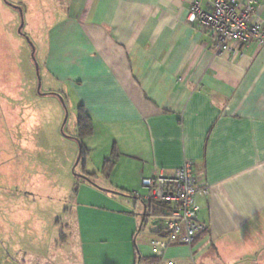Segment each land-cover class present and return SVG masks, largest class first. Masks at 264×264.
<instances>
[{"label":"crops","instance_id":"obj_1","mask_svg":"<svg viewBox=\"0 0 264 264\" xmlns=\"http://www.w3.org/2000/svg\"><path fill=\"white\" fill-rule=\"evenodd\" d=\"M192 1L58 4L45 71L84 106L93 133L82 140L87 162L72 178L71 201L63 199L59 210L56 202L48 210L28 201L10 205L11 233L33 248L28 264H138L155 257L166 213L143 201L142 180L156 169L173 174L186 161L211 188L199 199L198 219L208 230L192 247L169 246L164 257L234 264L237 248L264 255V44L240 43L237 52L216 56L211 32L189 22ZM257 2L264 23V0ZM5 143L0 138V190L29 191L33 177L19 184L3 168L15 158L12 149L1 154ZM95 148L103 161L90 170ZM113 153L115 166L105 175ZM1 217L0 230L8 232Z\"/></svg>","mask_w":264,"mask_h":264},{"label":"rangeland","instance_id":"obj_2","mask_svg":"<svg viewBox=\"0 0 264 264\" xmlns=\"http://www.w3.org/2000/svg\"><path fill=\"white\" fill-rule=\"evenodd\" d=\"M60 2L0 0V138L6 141L1 154L12 149L15 156L3 168H9L19 184L27 178L34 181L29 191L0 190V217L5 216L8 228L0 230L1 264H28L33 252L25 239L10 231L11 203L28 201L48 210V204L56 202L59 210L63 199L74 196L72 178L81 175L87 162L77 164L83 142L77 139L76 99L45 71L48 29L57 22ZM90 151L88 169L98 170L103 160L97 156L102 153L98 148ZM3 179L10 183L12 178ZM29 192L39 197L33 199ZM237 249L234 264H264L263 254Z\"/></svg>","mask_w":264,"mask_h":264},{"label":"built area","instance_id":"obj_3","mask_svg":"<svg viewBox=\"0 0 264 264\" xmlns=\"http://www.w3.org/2000/svg\"><path fill=\"white\" fill-rule=\"evenodd\" d=\"M257 0H193L189 22L209 31L213 37V51L221 56L228 50L237 52L236 44L256 41L264 44V23L257 19ZM147 190L143 201L160 203L166 213L165 233L153 242L156 259L139 264H179L164 257V250L174 244L192 247L196 238L208 230L198 219L200 198L211 193L208 184H201L191 161H186L173 174L156 169L142 180Z\"/></svg>","mask_w":264,"mask_h":264},{"label":"trees","instance_id":"obj_4","mask_svg":"<svg viewBox=\"0 0 264 264\" xmlns=\"http://www.w3.org/2000/svg\"><path fill=\"white\" fill-rule=\"evenodd\" d=\"M77 128H78V137L77 139L82 142V140L85 137H88L90 135H92L93 133V120L90 117V115L88 114V112L86 111V109L84 108L83 105H78L77 108ZM81 158L80 161L83 159L86 161V148L84 147V145L81 146ZM79 161V162H80ZM116 163V153H113L112 156L105 160L103 167H102V173L105 175H108L111 170L114 168ZM86 176H88L89 174L86 173ZM90 176V175H89ZM157 205L158 207L162 208L163 205L160 203H156V202H151L149 203L148 207H152L153 205ZM163 233H165V229H163ZM156 257L150 258L148 260H144L145 262H149V261H153L155 260ZM141 263L140 261L138 262V264ZM1 264V262H0Z\"/></svg>","mask_w":264,"mask_h":264},{"label":"water","instance_id":"obj_5","mask_svg":"<svg viewBox=\"0 0 264 264\" xmlns=\"http://www.w3.org/2000/svg\"><path fill=\"white\" fill-rule=\"evenodd\" d=\"M22 29V28H21ZM21 29H20V31H21ZM35 50V49H34ZM80 158H81V152L79 153V157H78V161H77V164L79 163V161H80ZM83 177H85V176H83ZM87 179H89L88 177H86ZM145 215H146V213H145ZM145 217V216H144Z\"/></svg>","mask_w":264,"mask_h":264}]
</instances>
